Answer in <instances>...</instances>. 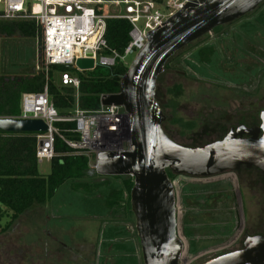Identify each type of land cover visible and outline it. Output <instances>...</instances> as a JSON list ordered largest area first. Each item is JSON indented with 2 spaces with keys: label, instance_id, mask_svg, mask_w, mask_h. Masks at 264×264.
<instances>
[{
  "label": "rangeland",
  "instance_id": "1",
  "mask_svg": "<svg viewBox=\"0 0 264 264\" xmlns=\"http://www.w3.org/2000/svg\"><path fill=\"white\" fill-rule=\"evenodd\" d=\"M240 22L222 26L219 31H213L178 52L158 80L156 97L166 117L164 130L182 146H203L223 139L233 128H252L260 122V114L264 111V73L260 72L261 66L240 51L232 50L230 45L232 30L239 28ZM236 37L240 43L242 39L239 35ZM256 39L264 41V36L258 33ZM18 40L14 42L15 46L9 42L6 45L14 46V54L30 64L32 70L29 72H38V67L43 65V56L41 53L39 57L37 39ZM216 43L222 55L218 74L203 77L185 61L201 47ZM1 48L3 55L4 51L7 53L11 50L4 45ZM133 60V57L129 58V64ZM241 69L252 78L244 77ZM54 78L58 82L59 73ZM234 84L245 87H235ZM174 85L183 87V96L175 101L178 104L177 115L195 123L196 127L191 132H186L173 122L170 108L172 98L167 90ZM39 169L47 176L51 172V163L44 161L39 164ZM102 177L98 175L96 180ZM107 180L120 183L112 178ZM172 181L179 203L178 231L184 241L182 258L188 259L186 264H205L241 249L248 236L264 235V173L261 171L243 168L239 172H228L212 178L176 176ZM190 183L220 191L208 194V197L202 194L192 204L191 201H182V190ZM86 199L85 192L77 193L70 186H65L49 202L50 206L29 211L8 230L4 229L10 221L9 212L0 204V264H32L33 257L36 262L39 259V264H113L109 252L101 251L106 239H103L100 229L104 227L106 230L116 224L109 219L88 217L86 214L91 207L86 204ZM49 213L54 218L48 217ZM118 219L116 223L120 225L121 233L117 242L131 241L135 248L131 254L136 255L139 264H143L134 214H126ZM221 230L224 231L221 239H217L213 231L221 233ZM224 243L230 246L224 247ZM120 250L122 254L126 252ZM117 259L114 257V263Z\"/></svg>",
  "mask_w": 264,
  "mask_h": 264
},
{
  "label": "water",
  "instance_id": "2",
  "mask_svg": "<svg viewBox=\"0 0 264 264\" xmlns=\"http://www.w3.org/2000/svg\"><path fill=\"white\" fill-rule=\"evenodd\" d=\"M264 0H199L156 31L128 67L120 92L101 98L103 106L123 107L129 117L132 151L97 156L95 172L103 177L134 179L131 208L144 264H181L184 241L178 231L175 176L212 178L243 168L264 173V111L258 126L231 129L223 139L203 146L176 143L164 130L166 117L157 97V85L168 62L181 50L255 12ZM79 70L94 68L93 60L76 62ZM8 133H45L42 120L1 118ZM264 260V235L248 236L239 250L205 264H258Z\"/></svg>",
  "mask_w": 264,
  "mask_h": 264
},
{
  "label": "trees",
  "instance_id": "3",
  "mask_svg": "<svg viewBox=\"0 0 264 264\" xmlns=\"http://www.w3.org/2000/svg\"><path fill=\"white\" fill-rule=\"evenodd\" d=\"M131 29L126 20H110L106 34L110 49L123 53L129 43ZM219 30L220 28H216L214 31ZM40 34L41 28L35 21H0V119L18 117L21 114L23 95L42 93L46 85L52 102L62 117H71L77 107L84 111L98 110L103 96L120 92L122 77L128 70L123 63L113 68L99 67L93 72L80 74L81 85L78 90L63 86L54 78L56 73L60 75L68 71L75 72L72 67L56 65L48 73L43 70L29 72L28 70H32L30 64L14 54V42L20 41L18 38L34 41ZM8 42L14 46L6 45ZM2 45L11 50L7 53L4 51L3 55ZM221 57L218 43L207 44L193 52L185 62L197 74L205 77L218 74ZM167 94L172 98L170 108L173 111L174 124L186 132L193 131L195 123L185 121L177 115L178 104L175 101L183 96V87L174 85L167 90ZM56 126L64 138L78 140V134L73 132L76 129L75 122H59ZM37 134L0 130V204L7 209L10 217L4 230L12 227L29 211L48 206L65 186H70L74 192L86 193V204L91 207L86 214L88 217L109 219L117 224L120 220L118 218L126 214L133 215L132 177H102L97 181L98 174L91 169V159L76 154L59 136L55 142L56 156L50 161L51 172L45 176L39 169ZM169 177L174 180L176 176L169 172ZM109 178L120 183L108 181ZM201 189L198 185H186L182 190L184 194H188L185 200L197 199V193ZM120 233L121 231L104 233L103 239H106V243L103 245L115 240ZM126 251L127 254L129 250Z\"/></svg>",
  "mask_w": 264,
  "mask_h": 264
},
{
  "label": "built area",
  "instance_id": "4",
  "mask_svg": "<svg viewBox=\"0 0 264 264\" xmlns=\"http://www.w3.org/2000/svg\"><path fill=\"white\" fill-rule=\"evenodd\" d=\"M199 0H0V21H35L41 28L37 37L39 57L43 65L38 71L48 73L53 66L72 67L75 72L60 74L63 86L80 88V74L99 67L113 68L119 63L130 66L128 59L142 51L149 33L161 29L167 21ZM126 20L132 29L123 53L111 50L107 39L108 22ZM211 34V33H210ZM93 60L87 71L76 67L78 60ZM15 119L42 120L48 131L37 134L39 163L50 162L55 156L56 137L76 154L91 159L96 170L97 156L103 153L123 154L132 151L129 117L123 107L103 106L95 111L76 108L71 117H62L49 95L48 85L42 93L23 95L21 114ZM73 121L78 140L61 136L59 122ZM183 256V255H182ZM186 257L181 264H186ZM258 264H264V260Z\"/></svg>",
  "mask_w": 264,
  "mask_h": 264
},
{
  "label": "flooded vegetation",
  "instance_id": "5",
  "mask_svg": "<svg viewBox=\"0 0 264 264\" xmlns=\"http://www.w3.org/2000/svg\"><path fill=\"white\" fill-rule=\"evenodd\" d=\"M238 21L239 22L241 21L239 24V28L233 29L232 35L230 37L231 49L240 51V53L242 55H244L245 57H247L250 61H253L254 63L256 62L257 65L261 66L260 72L264 73V61H263L264 41L256 39V34H258V33H260L262 36H264V3L261 4L255 12L243 17L242 19H240ZM238 21H237V23H239ZM236 35H239L240 38L242 39L240 43H238L239 38L236 37ZM241 72H242V75L244 74L243 76L246 77L247 79L250 80L252 78L249 73L244 72L242 69H241ZM234 86L239 87V88L241 86H243L242 88L245 87V85H236V84H234ZM258 125H255V126H258ZM255 126H253V127H255ZM178 177H182V176H178ZM228 180L232 181L231 178H228ZM188 185H198V186L202 187L201 191L199 193H197V197H200L202 194H205L208 197V194L210 195L212 193L213 194L219 193L218 191H220L217 189L215 191L211 190L213 188L203 186L199 183H195V184L190 183ZM203 187H205L206 189H203ZM232 189L234 192V186ZM187 196H188V194H184L182 192V197H183L182 201H183V199L185 200V198ZM185 201L186 202L191 201L192 204H195L196 199H194V200L188 199ZM177 204L179 205V203H177ZM221 231H222L221 233H216L215 231H213L216 234L217 239H221V236H222L221 234L224 232L223 230H221ZM229 246H230V244L224 243V247H229ZM39 263H40L39 259L36 262V258L33 257L32 264H39Z\"/></svg>",
  "mask_w": 264,
  "mask_h": 264
},
{
  "label": "crops",
  "instance_id": "6",
  "mask_svg": "<svg viewBox=\"0 0 264 264\" xmlns=\"http://www.w3.org/2000/svg\"><path fill=\"white\" fill-rule=\"evenodd\" d=\"M47 211H48V209H47ZM47 216L50 217V218L52 217L51 216V213H49ZM52 218H54V217H52ZM97 219L101 220L102 218H97ZM97 219H95V220H97ZM58 220H59V218H58ZM119 226L120 225L116 224L115 227L114 226H110L106 230L104 229V227H102L100 229V232L102 233V235L104 233H106V232H109V231L110 232H119L120 231L118 229ZM117 240H118V237L115 238V240H112V242H109V243L107 242L106 245H103L104 244V242H103L102 243V248H101L102 250L101 251H104V252L108 251L109 252V257H112L111 260H112V263L113 264H139V261L136 258V255L131 254V253H133L135 251L134 244L131 241H129L128 243H126V241L125 242H117ZM52 242H54V241L52 240ZM120 249H124V251L129 250V252L127 254L126 253L122 254V252H121ZM114 257L118 258L116 263H114V261H115L114 260ZM142 260H143V258H142ZM143 264H144V262H143Z\"/></svg>",
  "mask_w": 264,
  "mask_h": 264
}]
</instances>
